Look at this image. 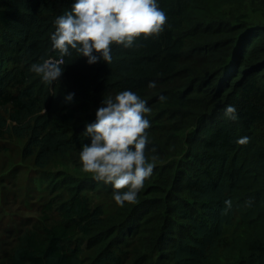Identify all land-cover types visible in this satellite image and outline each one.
I'll return each instance as SVG.
<instances>
[{
  "label": "trees",
  "instance_id": "trees-1",
  "mask_svg": "<svg viewBox=\"0 0 264 264\" xmlns=\"http://www.w3.org/2000/svg\"><path fill=\"white\" fill-rule=\"evenodd\" d=\"M73 2L0 0V140H26L38 169H63L0 264H264V0H158L160 33L92 65L52 47ZM44 60L64 67L58 81L30 71ZM124 89L151 108L145 154L157 159L136 201L119 206L79 152L103 98Z\"/></svg>",
  "mask_w": 264,
  "mask_h": 264
},
{
  "label": "clouds",
  "instance_id": "clouds-1",
  "mask_svg": "<svg viewBox=\"0 0 264 264\" xmlns=\"http://www.w3.org/2000/svg\"><path fill=\"white\" fill-rule=\"evenodd\" d=\"M167 15L158 6V0H74L70 9L55 19V31L51 33L52 47L60 55L85 57L89 65L98 61L112 62V46L129 48L140 36L162 31ZM30 71L46 82L58 81L64 72L59 62L44 60L33 63ZM149 88L156 83L150 81ZM75 93L69 92L65 102L70 103ZM151 112L146 99L130 89L103 98L96 109L95 120L86 123L82 133L90 142L84 143L79 152L82 169L94 179L111 184L114 201L123 206L136 201L145 179L155 168L156 155L149 159L145 154L149 137L146 129ZM225 116L236 120L237 109L227 105ZM247 136L237 139L246 144ZM123 189V191H121ZM228 207L231 201L224 202Z\"/></svg>",
  "mask_w": 264,
  "mask_h": 264
},
{
  "label": "rangeland",
  "instance_id": "rangeland-1",
  "mask_svg": "<svg viewBox=\"0 0 264 264\" xmlns=\"http://www.w3.org/2000/svg\"><path fill=\"white\" fill-rule=\"evenodd\" d=\"M26 140H0V247L11 243L25 226L38 221L44 206L53 199L48 176L62 171L59 163L42 171L25 155ZM107 213L115 209L108 200H97Z\"/></svg>",
  "mask_w": 264,
  "mask_h": 264
}]
</instances>
